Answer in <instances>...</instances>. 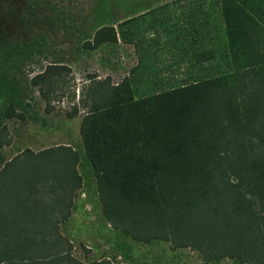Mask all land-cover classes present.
Listing matches in <instances>:
<instances>
[{"label": "trees", "instance_id": "obj_1", "mask_svg": "<svg viewBox=\"0 0 264 264\" xmlns=\"http://www.w3.org/2000/svg\"><path fill=\"white\" fill-rule=\"evenodd\" d=\"M219 2L226 70L183 76L139 96L130 74L115 83L94 75L78 130L112 227L138 240L191 246L205 258L255 262L264 231V0ZM147 13L101 25L86 42L128 38L134 20ZM205 28L193 26V39L186 41L184 49L193 44L190 65L217 59L200 45ZM69 70L48 62L30 82L47 103ZM7 100V91L0 92V109ZM77 112L72 105L66 114ZM77 159L72 146L58 143L24 147L0 167V264H114L76 257L58 228L80 182Z\"/></svg>", "mask_w": 264, "mask_h": 264}, {"label": "rangeland", "instance_id": "obj_2", "mask_svg": "<svg viewBox=\"0 0 264 264\" xmlns=\"http://www.w3.org/2000/svg\"><path fill=\"white\" fill-rule=\"evenodd\" d=\"M170 1L0 0V92L8 94L0 109V167L24 147L38 150L67 143L76 150L80 182L73 192L70 214L58 228L71 241L72 253L82 260L105 257L114 264H264V231L263 254L255 262L231 255L205 258L200 250L172 246L167 239H134L112 227L102 211L96 178L78 130L91 77L108 75L115 83L130 74L132 92L139 96L174 85L183 76L227 69L219 0H174L163 8L157 6ZM146 10L144 19L134 20L128 38L97 45L86 42L97 27L116 26L119 20ZM152 18H156L154 25ZM186 25L189 31H184ZM200 25L206 27L200 45L211 48L217 59L190 65L186 59L193 44L186 46L187 51L184 46L193 39V26ZM150 43L153 48H142ZM178 56L181 61L174 62ZM138 61L142 65L133 68ZM48 62L64 63L70 70L58 78L46 103L30 77ZM72 105L78 112L69 116L66 112Z\"/></svg>", "mask_w": 264, "mask_h": 264}]
</instances>
